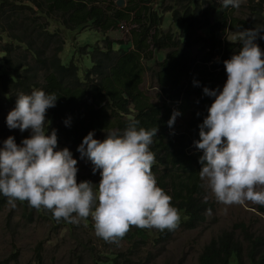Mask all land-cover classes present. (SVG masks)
I'll return each instance as SVG.
<instances>
[{
    "label": "trees",
    "instance_id": "trees-1",
    "mask_svg": "<svg viewBox=\"0 0 264 264\" xmlns=\"http://www.w3.org/2000/svg\"><path fill=\"white\" fill-rule=\"evenodd\" d=\"M116 1L0 0V108H14L21 92L55 93L59 98L47 111L45 127L49 125V134L56 129L58 147H67L72 153L89 131L94 130V138H105L104 131L122 133L132 120L139 121L138 128L158 127L149 146L155 153L152 172L157 186L171 195L172 205L179 209L180 228L196 231L206 224L207 210L215 212V205L205 200L199 178L202 152L194 146L199 139L198 125L214 99L203 88L222 90L227 79L223 61L240 46L222 38L264 27V0L249 7L248 19L237 18L236 8H224L218 0H125L123 9ZM168 13L175 26L185 24L188 32H178L174 26L167 29ZM53 22L58 24L57 30L51 29ZM126 23L131 24L129 42L108 36ZM80 27L104 35L103 43L96 44L92 52L83 50L91 56L92 67L82 77L75 59L64 64L61 58L65 30ZM256 42L264 50V39L258 37ZM127 43L132 49H126ZM147 72L157 101L142 89ZM174 110L181 115L169 127ZM29 135L19 138L17 144ZM2 142L0 139V146ZM7 201L0 194V208ZM33 211L52 215L43 208ZM173 234L132 227L121 241L143 247L153 238L156 244L167 245ZM42 247H38L36 264L43 263ZM108 261L101 263L118 264L116 258ZM197 264H264V237L245 225L235 226L205 246Z\"/></svg>",
    "mask_w": 264,
    "mask_h": 264
},
{
    "label": "clouds",
    "instance_id": "clouds-1",
    "mask_svg": "<svg viewBox=\"0 0 264 264\" xmlns=\"http://www.w3.org/2000/svg\"><path fill=\"white\" fill-rule=\"evenodd\" d=\"M218 2L238 9L242 0ZM262 31L264 27L240 30L239 50L223 61L227 79L222 90L203 88L214 99L194 141L202 152L199 178L226 206H264V50L256 42L264 39ZM16 97L7 127L30 135L20 144L10 135L0 146V194L13 208L15 201H27L31 208L50 211L57 222L72 224L91 217L95 234L117 246L132 227H179L180 211L152 172L156 158L149 146L158 127L138 128L139 121L132 120L122 133L103 130L102 140L89 131L76 150L91 162L93 174L99 170L101 179L98 184L78 182L77 159L67 147L58 150L57 130L49 134V125L45 127L47 111L59 97L39 89ZM179 115L173 111L169 127Z\"/></svg>",
    "mask_w": 264,
    "mask_h": 264
},
{
    "label": "rangeland",
    "instance_id": "rangeland-1",
    "mask_svg": "<svg viewBox=\"0 0 264 264\" xmlns=\"http://www.w3.org/2000/svg\"><path fill=\"white\" fill-rule=\"evenodd\" d=\"M259 2L260 0H242L240 7L235 10V16L248 19L251 13L249 7ZM174 4L175 2L167 3L172 6ZM170 26H174L178 32H188L185 24L175 26L172 14L168 13L166 28ZM51 29L57 30L58 24L53 22ZM130 29L131 24L126 23L121 30L110 32L108 36L114 41L129 42ZM224 38L230 43L239 42L237 34L234 33H228L222 39ZM103 40L104 35L91 27H80L75 31L65 30L64 52L61 55L64 64L75 59L80 66L82 77L84 71L92 67L91 56L83 54V50L92 52L96 44L101 45ZM125 47L132 49L128 43ZM116 48L120 50L121 46L116 45ZM82 54L83 58L80 59ZM163 56L164 54H161L162 59ZM152 85L150 73L147 72L142 89L157 101ZM12 109L10 106L0 108V139L5 140L11 135L17 142L22 136L30 134V131L21 133L19 129L10 130L7 127L6 117ZM96 138L104 139L103 135ZM62 148L64 147L59 146L58 150ZM72 154L78 161V182L88 178L87 181L98 184L101 179L99 170L93 174V165L86 157L82 159L76 151ZM93 187L95 190L97 186ZM204 190L207 201L215 205V212L208 215L205 225L196 231H184L180 228L183 221L181 216L179 227L174 230L173 238L167 245H158L152 238L148 245L143 247L134 245L133 242L128 244L120 241L119 246L105 242L95 234L91 217L81 220L79 224L67 223L64 220L57 222L53 215H41L24 202L15 201L16 207L13 208L7 201V204L0 208V264H36L38 247L41 244L44 258L42 264H102L101 261L108 263V260L115 258L118 264H197L205 246L222 233L232 231L235 226L245 225L256 235L264 237V206L251 202L226 206L218 203L205 186Z\"/></svg>",
    "mask_w": 264,
    "mask_h": 264
},
{
    "label": "water",
    "instance_id": "water-1",
    "mask_svg": "<svg viewBox=\"0 0 264 264\" xmlns=\"http://www.w3.org/2000/svg\"><path fill=\"white\" fill-rule=\"evenodd\" d=\"M116 5L119 9H123L126 7V1L125 0H117Z\"/></svg>",
    "mask_w": 264,
    "mask_h": 264
}]
</instances>
